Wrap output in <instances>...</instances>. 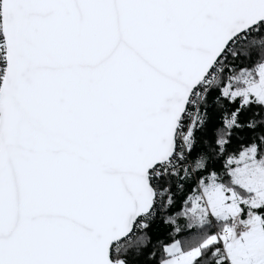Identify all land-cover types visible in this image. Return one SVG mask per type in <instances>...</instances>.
<instances>
[{
  "label": "snow or ice",
  "instance_id": "6c2138e0",
  "mask_svg": "<svg viewBox=\"0 0 264 264\" xmlns=\"http://www.w3.org/2000/svg\"><path fill=\"white\" fill-rule=\"evenodd\" d=\"M0 264H264V0H0Z\"/></svg>",
  "mask_w": 264,
  "mask_h": 264
}]
</instances>
